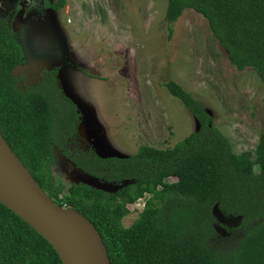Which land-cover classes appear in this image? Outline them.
<instances>
[{"label":"trees","instance_id":"obj_1","mask_svg":"<svg viewBox=\"0 0 264 264\" xmlns=\"http://www.w3.org/2000/svg\"><path fill=\"white\" fill-rule=\"evenodd\" d=\"M67 0L45 4L53 11ZM208 23L230 65L252 69L264 85V0H167L166 33L184 10ZM11 19L0 18V132L47 196L85 216L100 234L111 264H264V129L254 156L235 153L202 102L173 79L164 83L197 123L171 148L140 146L127 157L100 156L79 134L82 113L65 94L60 67L19 87L25 65ZM57 149L83 174L105 183L128 182L109 193L64 184L51 171ZM148 196L133 223L128 206ZM239 221L228 229L217 217ZM228 231L221 236L218 229ZM0 264H62L52 247L0 204Z\"/></svg>","mask_w":264,"mask_h":264},{"label":"rangeland","instance_id":"obj_2","mask_svg":"<svg viewBox=\"0 0 264 264\" xmlns=\"http://www.w3.org/2000/svg\"><path fill=\"white\" fill-rule=\"evenodd\" d=\"M16 0H0L9 11ZM54 3L56 0H44ZM28 2V0H24ZM167 0H67L44 6L18 32L25 65L16 71L61 67L66 92L84 111L81 133L103 156L127 157L140 146L171 148L197 129L188 110L164 88L173 79L202 102L237 154L252 157L264 129V85L248 68L235 70L207 21L184 10L166 33ZM92 77V78H91ZM53 178L115 192L121 184L94 180L54 150ZM148 196L128 206L130 226ZM228 229L233 218L217 217ZM218 232L227 237L228 231Z\"/></svg>","mask_w":264,"mask_h":264},{"label":"water","instance_id":"obj_3","mask_svg":"<svg viewBox=\"0 0 264 264\" xmlns=\"http://www.w3.org/2000/svg\"><path fill=\"white\" fill-rule=\"evenodd\" d=\"M23 23L19 14L12 24V32L17 34ZM41 71L39 69L36 73ZM82 124L83 121L79 134ZM0 204L47 241L62 264H111L96 228L81 213L64 209L47 196L11 150L1 132Z\"/></svg>","mask_w":264,"mask_h":264},{"label":"flooded vegetation","instance_id":"obj_4","mask_svg":"<svg viewBox=\"0 0 264 264\" xmlns=\"http://www.w3.org/2000/svg\"><path fill=\"white\" fill-rule=\"evenodd\" d=\"M45 4H46V2L44 0H28V2H24V0H16L14 3H12L11 8L7 12H4L5 10L2 6L7 8L8 5H6V4L1 5L0 4V18L9 17L11 19V28H12V24L15 21V18L19 14L22 15L23 22H26V20H28V18H30L33 15L41 16V13L45 12V11L43 12V8H44ZM24 25H25V23H24ZM13 34H15L19 37L18 33L17 34L13 33ZM17 67H24V65L17 66ZM17 67H15V69ZM15 69H14L13 74L15 76V79H16L19 87L22 88L24 86H33L36 83L40 82L41 81V73L46 68H44V67L39 68V69H42V71L40 73H36L37 70L36 71L31 70V71H27V72H21L19 70L16 71ZM81 121H82V119H81ZM80 136L82 137V139L84 141V143H80L81 148H86L87 146H92L90 144V142L88 141V139L84 138L81 134H80Z\"/></svg>","mask_w":264,"mask_h":264},{"label":"crops","instance_id":"obj_5","mask_svg":"<svg viewBox=\"0 0 264 264\" xmlns=\"http://www.w3.org/2000/svg\"><path fill=\"white\" fill-rule=\"evenodd\" d=\"M60 70H61V67H60ZM59 80H60V83H61V86H62V88L64 89V92H65V94L72 100V102L76 105V107L80 110V112H82V111H84V110H82L78 105H77V101H75V99L72 97V96H69L68 95V93L66 92V86H65V84H64V82H63V80H62V76H61V73L59 72ZM92 78V77H91ZM82 121H83V123H84V120L83 119H85V115H84V113L82 112ZM81 131V130H80ZM81 135L84 137V138H88V137H86L84 134H82L81 133Z\"/></svg>","mask_w":264,"mask_h":264},{"label":"built area","instance_id":"obj_6","mask_svg":"<svg viewBox=\"0 0 264 264\" xmlns=\"http://www.w3.org/2000/svg\"><path fill=\"white\" fill-rule=\"evenodd\" d=\"M62 208L66 209L65 207H62Z\"/></svg>","mask_w":264,"mask_h":264}]
</instances>
